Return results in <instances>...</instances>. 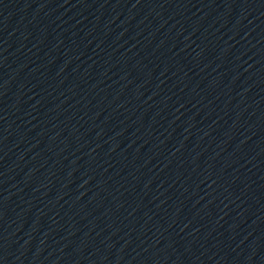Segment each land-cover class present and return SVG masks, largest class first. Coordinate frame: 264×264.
Instances as JSON below:
<instances>
[{"label": "water", "instance_id": "1", "mask_svg": "<svg viewBox=\"0 0 264 264\" xmlns=\"http://www.w3.org/2000/svg\"><path fill=\"white\" fill-rule=\"evenodd\" d=\"M0 264H264V0H0Z\"/></svg>", "mask_w": 264, "mask_h": 264}]
</instances>
